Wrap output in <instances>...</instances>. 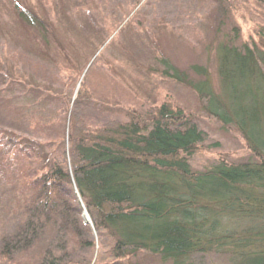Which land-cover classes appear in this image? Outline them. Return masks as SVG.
Here are the masks:
<instances>
[{
    "label": "trees",
    "instance_id": "obj_1",
    "mask_svg": "<svg viewBox=\"0 0 264 264\" xmlns=\"http://www.w3.org/2000/svg\"><path fill=\"white\" fill-rule=\"evenodd\" d=\"M31 1H8L20 39L26 49L35 47L28 51L39 53L41 62L32 65L36 76L16 77L12 67L0 73V105L15 101L14 124L0 128L2 204L17 219L13 229L0 232V261L196 264L197 256L214 253L229 264H264V29L252 45L237 26L235 34L220 37L213 49L217 82L208 64L183 69L158 57L161 73L194 90L205 113L236 130L255 157L221 159L198 171L190 157L207 132L170 96L143 111L98 92L133 94L101 49L119 26L114 20L99 23L100 42L87 52L73 41L83 34L62 39L63 26L69 33L82 30L80 22L95 29L90 9H99L101 0H55L44 16V1ZM138 12L104 50L144 30L135 27ZM51 71L64 72L57 93Z\"/></svg>",
    "mask_w": 264,
    "mask_h": 264
},
{
    "label": "rangeland",
    "instance_id": "obj_2",
    "mask_svg": "<svg viewBox=\"0 0 264 264\" xmlns=\"http://www.w3.org/2000/svg\"><path fill=\"white\" fill-rule=\"evenodd\" d=\"M8 1L0 0V73L5 71L6 67H12L16 77L27 73L36 76L32 65H40L39 53L28 51L35 50V47L32 45L34 49H31L27 46L29 49H26L20 39L22 31L16 17L12 14V5ZM42 1L44 6L40 7L39 13L44 16L48 11V4L55 0ZM31 2L39 6L37 0ZM101 2L99 9L93 8L90 9L91 12L89 11L91 17L97 22L95 29H91L85 22H80L83 25L82 30L74 33H69L64 26L60 29L64 41L65 37L73 38L72 34H83L86 43L79 38H73V41L82 52H87L94 43L100 42L99 33L96 30L100 28L99 23L103 21V25H110L114 24L111 22L114 20L116 26L119 25L101 49L104 52L103 56L112 61L128 79L127 85L123 84V86L128 87L134 95L119 98L117 91L101 87L98 92L104 94L110 102L121 106H135L143 111L147 107L145 104L160 103L166 96H170L185 112L195 117L207 132V139L190 157L194 170H206L221 159L231 163L254 160L255 157L247 143L236 130L231 127L224 128L219 121L205 113L203 102L194 90L161 73L164 66L159 62L158 57L165 55L183 69H187L192 63L208 64L212 77L217 82L213 51L215 44L220 37L228 36L230 33L235 34V26L239 28L238 32L243 41L251 45L255 41L258 42V32L264 29V0H101ZM81 10H84L83 17H88L87 9ZM128 10L130 15L129 13L125 15ZM137 10L139 17L141 14L139 20L142 22L135 20V27L136 29L142 27L145 31L139 29L134 32L141 34L140 36L128 32L124 38L115 39L112 45L115 44L116 47L104 50L112 38L119 34L120 28L128 19L135 17L133 14ZM86 37L91 39L88 41ZM95 37L97 40L94 42L92 39ZM120 40L123 41V47L118 45ZM74 43L70 45L72 49H75ZM21 49H25L26 56L21 57L18 53ZM49 75L53 78L52 85L56 93L63 89L64 72L51 71ZM14 105L15 101L12 102V106L0 105V128H8L14 124L15 120L12 118ZM1 186L0 232L6 233L14 228L17 219L10 213V207L2 204L5 185L1 184ZM105 261L103 263H109L112 259ZM195 263L229 264V261L223 255L211 253L197 256ZM0 264L7 263L0 261ZM151 264L170 263L154 258Z\"/></svg>",
    "mask_w": 264,
    "mask_h": 264
},
{
    "label": "water",
    "instance_id": "obj_3",
    "mask_svg": "<svg viewBox=\"0 0 264 264\" xmlns=\"http://www.w3.org/2000/svg\"><path fill=\"white\" fill-rule=\"evenodd\" d=\"M83 217H84V219H85L87 222L91 223V222H90V219H89V215H88L87 210H84V212H83Z\"/></svg>",
    "mask_w": 264,
    "mask_h": 264
}]
</instances>
